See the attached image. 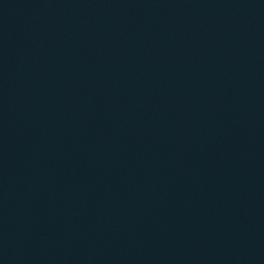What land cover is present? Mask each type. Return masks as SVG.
<instances>
[{
  "label": "water",
  "instance_id": "water-1",
  "mask_svg": "<svg viewBox=\"0 0 264 264\" xmlns=\"http://www.w3.org/2000/svg\"><path fill=\"white\" fill-rule=\"evenodd\" d=\"M0 264H264V0H0Z\"/></svg>",
  "mask_w": 264,
  "mask_h": 264
}]
</instances>
